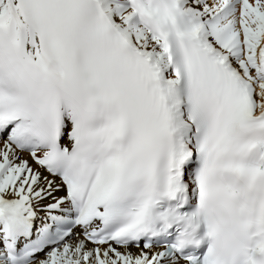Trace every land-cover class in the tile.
<instances>
[{
  "label": "snow or ice",
  "instance_id": "obj_1",
  "mask_svg": "<svg viewBox=\"0 0 264 264\" xmlns=\"http://www.w3.org/2000/svg\"><path fill=\"white\" fill-rule=\"evenodd\" d=\"M0 264H264V0H0Z\"/></svg>",
  "mask_w": 264,
  "mask_h": 264
}]
</instances>
